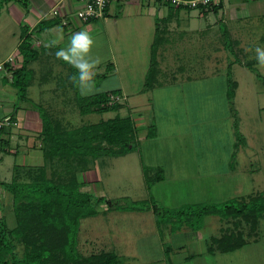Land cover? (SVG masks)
I'll return each instance as SVG.
<instances>
[{
    "label": "crops",
    "instance_id": "1",
    "mask_svg": "<svg viewBox=\"0 0 264 264\" xmlns=\"http://www.w3.org/2000/svg\"><path fill=\"white\" fill-rule=\"evenodd\" d=\"M217 1H219L220 6L213 11L206 8L186 9L184 6H167L165 3L155 0H108L104 7L103 15L89 21L80 20L74 14L75 10L82 6L83 0H8L3 2L0 5V121L4 117H9V121L8 123H3L0 127V182L10 181L14 167H36L42 164L41 142L38 137L41 126L36 108V105L41 103H33L34 106L31 108L25 107L18 100L14 104L16 101V89L11 84L12 70L20 65L21 60L18 44L26 35L29 38L30 48L34 51V57L28 64L36 62L42 56L44 50V76L40 74L41 79L38 84L44 86L42 93L44 91V93L50 94L51 98L53 97L54 103L57 105L58 117L65 123L68 122L65 119V115L68 109H71L68 106L73 102L72 104L76 107L74 95L75 93L78 94L79 87L73 82L70 75H73V70L77 72V69L60 59V61L62 60L68 65V72L65 71V75L61 76V79L65 82H60L59 80L60 83H58L54 78L52 80L51 75H47L50 72L47 62L53 60L48 57L55 55L59 49L67 48L73 33L87 30L94 39H97L100 34L104 36L103 41H105L104 43L108 50L107 63L110 69H103L102 72L96 73L94 80H97V78H103L104 80L106 78H116V80L114 82L111 81L107 86H103L97 81L95 83V91L91 94L117 90L121 100L131 101V110L125 102L127 113L123 115L115 114L120 117L129 116L131 119L135 129V148L122 155L113 157H138V160L134 161L133 159V161L134 165H136L137 161L142 177L144 168L147 173H155L159 170L162 177L154 182V185L157 182L162 183L164 179L168 183L172 182L173 178L166 175L167 170L165 168L170 169V172H173L174 169L180 170L186 177H189L192 173L199 174L204 164H206L204 159L210 158L212 153L211 150L182 153L177 150L168 152L169 154L166 155L168 160L163 157L166 152L161 150H163L167 142L171 143L170 139L175 141L177 147L178 143H182L175 139L178 134L175 136L171 135L174 131L178 132L180 128H174V125L171 124L170 130H168L163 122L175 123L178 119L185 121L183 117L176 115L177 110H180L185 115L184 111L187 107L183 100L184 90L181 89V82L185 85L216 76L222 78L223 82L220 91L218 90L215 96L221 102V111L213 112L215 115L208 116L207 122H212L215 119L224 121L228 127L232 147H234L236 142L239 143L240 132L237 131L236 126L239 125L240 116H238L237 108L233 105V98L239 83L232 79L235 87L231 100H228L226 92L227 79L230 74L227 72L228 70L229 72L231 71L232 65L240 66L247 63L245 60L240 62L238 59H242L245 53L248 54L251 50L249 48L242 51L241 47L253 46L252 40L245 44V37L247 36L245 33L251 27L257 30L253 33L255 42L264 47V28L262 24H258L260 20L264 19V0ZM52 9H56L57 14H52ZM242 22L249 25V27L244 28L243 26L242 29L240 25ZM18 24L20 25L19 33ZM221 27L225 29L231 42L229 48H226L221 42ZM155 31H157L159 36L157 37L160 40L157 43L155 53L158 74L152 86L146 88L144 87V80L148 68L150 46L154 41ZM249 36L252 37V34L249 33ZM41 39L43 42H41ZM98 40L100 39L98 38ZM181 41L184 42L181 49L174 51L172 47L177 45V43L179 46L182 43ZM42 43H44L43 47H41ZM169 51L172 52V55H176V61L173 66L169 65L172 61L170 59L169 61L167 60V55L170 56ZM234 55L236 58H234ZM179 56L184 60L187 59V61H183V65L179 61ZM254 60L252 59L251 61L258 63L256 59ZM177 61L179 65L176 64ZM209 62H212L213 65H208ZM3 63L6 64L3 65ZM248 63L253 64L252 62ZM199 67L201 69L198 70ZM166 68L170 71L169 74L164 73ZM249 68L254 70L253 66ZM104 72L105 74L101 76ZM255 73L264 82V76L258 72ZM67 78L68 81L70 79L69 82H67ZM230 78H233V75ZM29 79L27 80L24 94H26L30 81H35L34 78L29 77ZM120 79L126 80L121 81ZM262 81L260 82L263 84ZM159 89L171 91L170 94L165 95L166 99L160 103L157 102L156 96H153V94H156V90ZM174 93L178 94L181 100L174 102L171 97ZM54 94L56 98H54ZM212 95L210 99H214ZM210 99H207L205 109L202 108L204 109L203 111L213 109V101ZM139 101H144V103ZM145 109L146 115L144 112L142 113V110L144 111ZM76 111L80 113L77 107ZM197 123L199 122L197 121ZM190 126L191 123L186 122L182 128L188 131ZM150 128H152L153 132L151 136L148 135ZM155 149L156 151H153ZM238 149L239 145L237 148L235 147V151L229 152L224 157L227 159V170L224 169L225 173H231V170H234L237 166L238 163L234 157H237V153H240V149ZM17 157L19 158L18 162L16 160ZM173 157L188 159L191 167L185 169L187 166L182 165L183 167H180L179 163L174 167ZM92 168L93 166L90 163L88 171L83 173L90 172L91 174ZM213 173L211 175H216ZM216 181L218 180L216 179ZM206 182L213 181L207 180ZM221 182L226 184L224 180H221ZM199 188L207 190V186H200ZM4 194L2 184H0V200L4 197ZM1 204L2 202L0 201V207ZM212 204H215V202H212ZM263 213L264 211L259 213L256 229L248 237V240L244 238L241 246L226 252H221L214 248L210 250L209 238L218 236L221 230L229 225V223H226L228 222L227 219L224 220L225 224L221 223L222 221L220 222L221 219L219 220V223L223 226H214L216 233L208 231L209 229L213 230L214 227H206V233L208 234L188 226L180 227L179 231L182 232H178L175 235L173 232L171 233L173 235L171 237L173 245H161V251L164 255L162 258L164 260L163 264H264V223L262 224V229L258 227V218H262ZM206 222L208 224L211 220L208 219ZM187 242L192 252L179 256L180 250L184 248ZM199 242H201L202 248L194 252L193 250L200 245ZM196 243L198 245H195ZM165 248H168V250L165 251ZM236 252H241L242 256L241 261H236L235 263V261L231 260V256ZM202 254L204 255L203 257L201 256ZM221 256L228 257L223 259L224 257Z\"/></svg>",
    "mask_w": 264,
    "mask_h": 264
},
{
    "label": "rangeland",
    "instance_id": "2",
    "mask_svg": "<svg viewBox=\"0 0 264 264\" xmlns=\"http://www.w3.org/2000/svg\"><path fill=\"white\" fill-rule=\"evenodd\" d=\"M208 3L211 4V2ZM259 22L258 24H262L264 28V19ZM240 25L242 29L243 26L244 28L249 27V25L243 22ZM19 26V24L18 27L16 26L19 30L18 33L20 32ZM255 31L257 30L251 27V29L245 33L247 35L245 37V44L252 40L253 46L247 45L248 48L247 46L241 47L242 51L251 48L250 52L247 51L248 54L245 53L242 59L237 57L240 62L245 60L247 63H244L245 65L241 64L240 66L232 65L231 71L229 72L230 77L233 75V78H229L235 79L239 83V87L233 98V105L237 108L238 116H240L239 125L236 126L237 131L240 132V142H236L234 147H232L228 127L224 121L215 119L212 122H207L208 116L215 115L213 112L221 111V102L215 96L218 90L220 91L223 82L222 78L216 76L214 78L203 79L185 85L181 82V89L184 90L183 100L187 107L184 111L185 115L182 114L180 110H177L176 115L178 117L181 116V118L183 117L185 121L176 118L178 121H175V123L163 122L166 124L165 128L168 130H170L171 124L174 125V128H180L178 132L174 131L171 135L175 136L178 134L175 139L182 143H178L177 147L175 141L170 139L169 141H171V143L169 144L167 142L163 150H161L166 152L163 157L165 160H168L166 157V155L169 154L168 152L177 150L181 153L188 151L197 152V150L201 152L203 150H211V156H213L204 159L206 164H204L201 172L197 175L192 173V175L186 177L180 170L174 169L173 172H170V169L165 168V170H167L166 175L173 178L172 182L168 183L163 178L164 180L162 183L157 182L154 185V181L152 182L153 185L149 184V189L146 187L145 181L140 175L141 172L139 165H137V161L136 165H134V161L138 160V157L134 158V156H131L133 158H126L98 155V157L91 162V166H93L91 170L92 173H81L78 176L79 180L84 182V184H82V190L88 191L94 196H104L105 198L116 200V204H98L96 207L97 213L95 215L87 216L79 220L76 234V248L81 254L88 255L100 251H111L119 258L120 264H163L164 260L162 258L164 255L161 251V245H173L171 241V237L173 236L171 230H175V232H173L175 235L178 232H182L179 231V227L189 226L192 229L198 227L197 229L206 233V227H218V225L223 226L221 223L225 224V219L211 214L210 211L201 213L202 208L205 210L208 207L207 205L212 204V202H215L219 206L222 202L234 198L238 199L241 196L246 197L256 193H264V82L260 80L255 73L258 72L264 76V67H259L256 62L253 63L256 56L254 49L257 46L262 47L254 40L253 33ZM249 33L252 34V37L249 36ZM98 38L100 40H98ZM98 38H93L94 41L98 43L94 42L90 52V57L92 59H99L100 61L96 73L102 72L103 69L108 66V50L105 46V41H103L104 36L100 34ZM41 42H43L42 39ZM181 42L179 46L177 43V45L172 47L174 51L181 49L184 43L183 41ZM221 42L223 44L224 42L228 43L230 47L228 37H222ZM43 46L44 43H42L41 47ZM183 51H185V49H183ZM171 53L172 52L169 51L170 56L167 55V60L169 61L170 59L172 63L169 64L168 62V64L173 66L176 61V55H172ZM48 58L53 60L47 62V67L50 69L47 75H51L52 80L54 78L58 83L61 81L65 82L61 79V76L65 75V71L68 72V65L61 60L62 63L55 55H50ZM178 58L182 65L184 64L183 61H187V59L184 60L181 56ZM234 58H236L235 55ZM252 59L254 61H251ZM200 61L202 60L200 59ZM248 62H252L253 64L251 65ZM176 64L179 65V62L177 61ZM208 65L212 66L213 63L209 62ZM251 66L254 67V70L249 68ZM199 69L201 68L199 67L198 70ZM27 70H29L26 73L28 80H30V77L34 78L35 81H30L25 97H16L14 104L17 100L27 108L33 107V103L37 102L41 103L40 106L42 107H44L45 104L44 108L58 117L57 105L54 103L53 97L51 98V96H49L50 94L44 93V91L42 93L44 86L38 84L41 79L40 74L44 76V50L42 56H40L36 62L27 65ZM72 72L73 75H70L71 77L77 75L76 70ZM164 73H170L168 68L164 70ZM115 80L116 78H106L105 80L103 78H97L94 82L97 83L98 81L101 85L107 86L108 83H111V81L114 82ZM120 80L125 81L126 79ZM69 81L67 78V82ZM260 81H262L263 84ZM130 87L132 88V86ZM170 93L171 91L169 90L159 89L156 90V94H153V96H156L157 102L160 103L166 99L165 95ZM78 94H81L80 88L78 89ZM211 95L214 96V99H210ZM53 96L56 98L55 94ZM171 97L174 102L181 100L180 96L175 93ZM207 99L213 101V109L203 111ZM118 102L121 103L122 106L121 109L116 112H89L86 114L78 113L72 102V105L70 104L68 106L71 109H68L65 115V119L68 121L66 124L69 126H79L80 124L92 123L100 119L112 117L115 113L123 115L127 113L126 105H129V109L131 110V101L118 99ZM125 102L127 103L126 105ZM139 102L144 103V101ZM143 112L146 115V109L144 111L142 110V113ZM147 113L149 114L148 110ZM197 121L199 123H197ZM186 122L191 123L188 131L182 128ZM238 145L240 153H237V157H234L238 164L234 170H231V173H225L226 171L224 169L227 168V159L224 157L229 152L235 151L234 149L235 147L237 148ZM153 151H156V149ZM16 160L18 162L19 158L17 157ZM177 163H179L180 167L187 166L185 169L191 167L188 159L173 157L174 167ZM223 163H225V165H223ZM212 173L216 175H211ZM163 176L165 175L163 174ZM165 178L167 179V177ZM17 179L23 181L26 177L24 173H19ZM216 179L218 181H216ZM207 180L213 182H206ZM221 180L226 181V184H223ZM200 186H207V190L204 188L200 189ZM4 193V197L0 200L2 202L0 215L4 218L6 225L12 227L14 225V215L11 208V199L7 192L4 191ZM131 201H143L147 204V207L142 210L125 208ZM152 204L156 205L158 210L157 214H152ZM208 219H210L211 222L207 224L206 220ZM219 220L222 222L219 223ZM258 220V227L262 229L264 213L262 218L260 217ZM226 223H229L228 226H230V221ZM239 228L243 232V238L248 240L251 234H247V225L240 222ZM215 230L216 228L214 227L213 230L209 229L208 231L216 233L217 231L215 232ZM199 244L200 245L193 250L194 252L202 248L201 242H199ZM195 245L198 244L196 243ZM15 251L18 256L22 254V246L18 242H15ZM190 252H192V250L189 249V244L187 242L184 248L180 250L179 256H183ZM201 256L203 257L204 255L202 254ZM241 256V252H236L231 256V260L235 261V263L236 261L240 262ZM221 257L226 259L228 256ZM151 260L152 262H150ZM224 261L226 262V260Z\"/></svg>",
    "mask_w": 264,
    "mask_h": 264
},
{
    "label": "trees",
    "instance_id": "3",
    "mask_svg": "<svg viewBox=\"0 0 264 264\" xmlns=\"http://www.w3.org/2000/svg\"><path fill=\"white\" fill-rule=\"evenodd\" d=\"M6 1L8 0H0V5ZM165 5L170 6L167 3ZM219 6L217 1L194 8L214 11ZM155 32L144 80L146 88L152 86L158 74L155 53L160 40L157 31ZM221 32L222 37L226 38L223 27ZM223 45L229 48L228 43L224 42ZM18 52L21 56L20 65L12 70L11 84L16 89V97L23 98L28 80L27 65L34 57L27 35L18 44ZM108 69L110 66L105 67V70ZM227 73L229 74V70ZM104 74L105 72L101 76ZM234 87L235 83L228 77V100L233 96ZM117 93V90L86 96L75 93L74 102L80 114L116 111L122 106L121 103L110 102L109 99L110 95ZM36 108L41 126L38 137L41 142L42 164L36 167H14L10 181L0 182L2 189L10 196L14 215L12 227H8L0 215V264H120L119 258L111 251L83 255L76 248L79 220L95 215L98 204H116V200L94 196L82 190L84 182L78 176L88 170L89 164L98 155L119 156L135 148V129L131 119L129 116L120 117L115 114L96 122L69 126L42 106L36 105ZM152 134L150 128L148 135ZM19 173H24L26 179H17ZM143 177L148 188L149 184L159 180L162 175L159 170L147 173L144 168ZM220 205H207L205 210L201 209V213L210 211L211 214L230 221V226L224 227L218 236L209 238L210 250L214 248L226 252L244 242L240 222L247 225V234L254 233L257 217L264 211V193L234 198ZM145 207L147 204L143 201H131L125 208L142 210ZM151 209L154 214L158 213L156 205L152 204ZM15 242L22 246L20 256L15 251Z\"/></svg>",
    "mask_w": 264,
    "mask_h": 264
},
{
    "label": "clouds",
    "instance_id": "4",
    "mask_svg": "<svg viewBox=\"0 0 264 264\" xmlns=\"http://www.w3.org/2000/svg\"><path fill=\"white\" fill-rule=\"evenodd\" d=\"M94 39L87 30L73 33L67 48L56 51L57 59H62L77 69V75L72 77L73 82L80 88L82 95H88L95 91L94 76L96 74L99 59L90 57ZM255 59L259 67H264V47L257 46Z\"/></svg>",
    "mask_w": 264,
    "mask_h": 264
},
{
    "label": "built area",
    "instance_id": "5",
    "mask_svg": "<svg viewBox=\"0 0 264 264\" xmlns=\"http://www.w3.org/2000/svg\"><path fill=\"white\" fill-rule=\"evenodd\" d=\"M160 3H167L173 6H187L190 8L197 7L198 5H205L208 2H217V0H155ZM108 0H83L80 8L76 9L74 14L77 18L83 21L99 18L103 15L104 7ZM52 14H57L56 9H52ZM119 95H110V102L118 101ZM9 117H4L0 121V127L3 123H8Z\"/></svg>",
    "mask_w": 264,
    "mask_h": 264
}]
</instances>
